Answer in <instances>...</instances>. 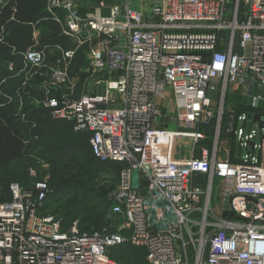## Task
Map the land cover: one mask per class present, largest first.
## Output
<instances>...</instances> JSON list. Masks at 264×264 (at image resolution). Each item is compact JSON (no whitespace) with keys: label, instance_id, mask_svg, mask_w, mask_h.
<instances>
[{"label":"built area","instance_id":"built-area-1","mask_svg":"<svg viewBox=\"0 0 264 264\" xmlns=\"http://www.w3.org/2000/svg\"><path fill=\"white\" fill-rule=\"evenodd\" d=\"M80 1L47 0L50 20L65 11L61 35L73 45L32 37L19 54L35 76H48L41 97L25 79L21 94H0V107L17 97L23 119L27 95L53 120L89 134L96 159L121 166L107 197L114 224L105 232L83 231L78 220L64 227L44 212L46 180L11 184L10 200L0 202V264H121L111 253L124 245L143 248L147 264H264V128L258 159L249 151L255 129L244 136L234 122L227 132L249 153L224 161L218 149L227 94L251 93L253 109L264 100V0L100 1L84 15ZM81 49L103 89L72 98L68 68ZM167 92L175 128L156 130ZM211 121L213 139L203 128Z\"/></svg>","mask_w":264,"mask_h":264},{"label":"rangeland","instance_id":"rangeland-1","mask_svg":"<svg viewBox=\"0 0 264 264\" xmlns=\"http://www.w3.org/2000/svg\"><path fill=\"white\" fill-rule=\"evenodd\" d=\"M109 1H121V4L123 5L126 3V0ZM130 1L132 4L139 6L141 2L152 4L157 0ZM83 2L84 4L82 5H88L90 8L94 6H90V1ZM18 5V0H1L0 17L2 14L1 12L5 8L7 9L11 7L10 9L12 10L13 15L19 12ZM78 11L80 12V6ZM2 27L3 25L0 26V34L4 32L1 29ZM70 44L71 48L73 43L70 41ZM20 57L23 61L22 56ZM88 62L89 61L85 55L82 59V64H80V68H75L76 66L74 61L71 67L68 68V71L74 77V80L71 81L75 83V87L72 92L68 93V95L72 98L79 97L80 95L86 93L101 92L103 89L102 85L96 84V81L102 78V76H100V74H95L92 72L88 73L86 71H89ZM83 71H85L84 73L86 74H84ZM104 76L106 77V75ZM33 78L38 80V77L34 75V69H30L25 63H22L20 66L14 64V69L11 71L8 69V64L6 66V64H1L0 62V94L4 95L3 98L5 99L6 97H10V95H7L8 90L3 88L6 83H9L8 87L13 93L11 94L12 96L17 92L21 94L22 84L25 79H31L32 81ZM45 81H48V76L43 77V82ZM250 94L251 93L243 94L242 90H239V92L238 90L232 92L231 96H229L230 94L228 93L226 99L228 111L225 112L219 119V124L221 125L219 141H221L222 138V142L224 143L223 146H219V148L229 152L227 148H229L233 142V149H235V152L238 156H244L249 152L245 146H240V138L237 133L234 137L233 133L229 134L226 132L229 124L233 123L234 119L238 116V114H235V111L240 110L239 113L244 111L243 114H248L251 117L255 113L253 112L250 114V112L246 111L247 109L258 110L259 112L264 113V110H262V107L264 108V100L256 109H253L250 107ZM262 94L264 98V92H262ZM16 99L18 100L17 97ZM14 100L15 98L12 99V101ZM6 104L8 103H4L2 107H8ZM213 106L218 109L216 103H214ZM19 107L20 105H18L17 112L19 111ZM160 112L161 117L158 122V124H160H156L153 128L156 130L174 129L175 125L169 120V116L173 113L170 92L166 93L165 98L161 102ZM19 116L15 117V120L18 122L24 121L27 117L26 116L25 118L20 119ZM213 125V130H210L207 134V137L210 139H213V137L216 136ZM19 128L14 127L13 124H4V126H1L0 124V179H4V183L7 185L29 184L30 181L32 182L35 179L46 180L50 190L46 205L51 210V212L63 217V224H65V226H68L74 221L78 220L82 228L89 225V229L92 231L105 232L110 230V224H114V222L112 220L113 218L109 215L106 199L108 200L107 197L115 189L119 180V177L114 172V170L103 168L93 172L88 178L81 177L79 170L73 163V157L71 156L73 152L68 149V146L63 147L61 145H57L54 146L53 149H47L44 147L42 148L39 145L32 144L30 141H28L24 131ZM242 128L245 132L244 136L248 135L251 133V130L255 129V131L251 134L254 137L256 148L253 151L251 148H249V151L255 159H258L260 128L253 126L252 119L247 123L241 120L238 121L236 130ZM210 142H212V140L208 141L207 139L204 141V143L207 144ZM75 153L76 154L73 155L74 157H82V154L79 151H76ZM52 179H54V182H51ZM80 182L83 185H81ZM0 188L3 190L2 186ZM4 191H6V189L3 190V192ZM65 215H68V217ZM93 223L96 224L98 228L97 230L91 228ZM111 258L116 261L118 260V262L120 261L122 264H147L145 250L141 247L132 245H124L113 250L111 253Z\"/></svg>","mask_w":264,"mask_h":264},{"label":"trees","instance_id":"trees-1","mask_svg":"<svg viewBox=\"0 0 264 264\" xmlns=\"http://www.w3.org/2000/svg\"><path fill=\"white\" fill-rule=\"evenodd\" d=\"M18 4L19 12L14 15L12 14V10L10 9L11 7L7 9L5 8L1 12L2 14L0 17V26H6L8 33L2 32L0 34V62H4L8 59L16 60L19 53L24 52L29 46H31L33 31L31 24H34L40 20L41 21L38 25L47 27L52 31V34L46 39L45 43L60 44L65 49L70 48V41L61 35V29L58 27V25L49 19H45L46 17H48L45 10L46 0H18ZM84 56L85 54L83 52V49L79 50L74 59V64L76 66L75 68L81 67L80 64H82V59L84 58ZM36 94L37 93L35 91H32V89L30 90L31 96L35 97L34 95ZM26 97L24 98V106L22 110L23 113L26 112V119L20 122L15 120V117H17L16 113L19 102L14 100L6 104L8 105V107H0L1 126H4V124H13L14 127H20L26 134L28 141H30L32 144L39 145L42 148L44 147L47 149H53L54 146L57 145H61L63 147L68 146V149L74 153L71 154V156L73 157V163L79 170L81 177L88 178L93 172L101 170L103 168L113 169L119 177L121 166L100 162L92 155L88 143L89 134L75 132L70 124L64 121L53 120L47 110L36 108L33 105H30V99ZM2 101L3 100L0 99V103H2ZM246 111L250 112V114L253 112L263 114L258 110L247 109ZM235 112V114L237 115L239 114L240 110H237ZM76 151H79L82 154V157H74L73 155L76 154ZM4 182V179H0V187L2 186L3 190L6 189V191L3 192V190L0 188V202L10 200V185H7ZM51 182H54V179H52ZM29 184L26 183L19 185L29 186ZM80 184L83 185L81 182ZM106 204L108 205L109 209L110 203L107 199ZM44 212L56 214L51 212L47 205H45ZM65 216L68 217V215ZM63 226L67 227L65 226V224H63ZM89 228V225L84 228H82L81 226V229L83 231L93 232ZM91 228H94L95 230L98 229L96 224L94 223L91 225Z\"/></svg>","mask_w":264,"mask_h":264},{"label":"crops","instance_id":"crops-1","mask_svg":"<svg viewBox=\"0 0 264 264\" xmlns=\"http://www.w3.org/2000/svg\"><path fill=\"white\" fill-rule=\"evenodd\" d=\"M1 1V0H0ZM83 1H90L91 2V4H90V6H93V7H89L88 5H82V4H84V2ZM100 1H104V2H106L107 4H117L118 3V5H120L121 7H123L124 5L123 4H121V1L120 2H114V1H109V0H81V2H80V13L82 14V15H84V14H86L87 12H90V11H92V9H94V8H96L97 7V5H98V3L100 2ZM94 2V3H93ZM46 6H47V0H46ZM46 10V9H45ZM43 12H44V10H43ZM56 17H57V19H58V21L59 22H57V21H55V20H51V21H53V22H55L57 25H58V27L62 30V27H64V25H65V20H66V13H65V11L64 10H61V9H57L56 11ZM46 14H47V12H46ZM103 14L104 15H106L107 14V10H104L103 11ZM47 16L48 17H46L45 19H49L50 20V16L47 14ZM44 20V19H43ZM41 21V20H40ZM40 21H37L36 23H34V24H31L32 25V28H33V31H32V37H38V39L42 42V43H45L46 42V39L52 34V31H51V29H49V28H47V27H43V26H40V25H38L39 23H40ZM38 25V26H37ZM35 27V28H34ZM3 31H4V33H6L7 32V28H6V26H3L2 28H1ZM8 33V32H7ZM54 44V43H53ZM52 48V47H51ZM9 61H13L17 66H20V65H22V63H24L23 61H22V59H21V57H20V54H18V57H17V59L16 60H10V59H8V60H6V61H4V62H1V64H6V66H7V64L9 63ZM49 62V61H48ZM7 68V67H6ZM38 80H35L34 78L32 79V81H30L29 83V85H30V87H31V89H32V91H35L37 94L36 95H34L36 98H38V97H41V93H42V89H43V79L42 78H37ZM8 85H9V83H6V85H4L3 86V88H6V90H8L7 91V93H9V94H13L12 93V91L10 90V88L8 87ZM238 90V92H239V90L240 89H237ZM261 92H264V86L262 87V89H261ZM230 95L229 96H231L232 95V93H229ZM227 99V98H226ZM15 100L17 101V99L15 98ZM227 102V101H226ZM262 110H264V108L262 107ZM244 113V111L243 112H241V113H239L238 114V116L240 115V114H243ZM264 114V113H263ZM247 115V117H248V119H247V121L245 122V123H247L249 120H251L250 119V116L248 115V114H246ZM253 115V114H252ZM237 116V117H238ZM237 119V118H236ZM237 122H238V120H234V124H235V126L237 125ZM158 124V123H157ZM160 124V123H159ZM158 124V125H159ZM214 124V121H211V124L208 126V127H203L204 128V130L206 131V133L208 134L209 133V131L210 130H213L212 129V125ZM254 126V125H253ZM243 129V128H242ZM223 130H225V129H223ZM226 132H227V129H226ZM223 142H222V138H221V141H219V146H223ZM204 145L205 146H210V143H204ZM228 149V151L229 152H227V150H223L222 148H219V158H220V160H224V161H226V160H229V161H232V162H236L237 160H238V158L240 157V155L238 156L237 154H236V152H235V149H233V142H232V145H230V147L229 148H227ZM227 153H225V152Z\"/></svg>","mask_w":264,"mask_h":264},{"label":"water","instance_id":"water-1","mask_svg":"<svg viewBox=\"0 0 264 264\" xmlns=\"http://www.w3.org/2000/svg\"><path fill=\"white\" fill-rule=\"evenodd\" d=\"M252 122L257 123L258 127L260 129L264 128V116H261L259 114H254L252 116ZM254 142H250V147L253 148Z\"/></svg>","mask_w":264,"mask_h":264}]
</instances>
